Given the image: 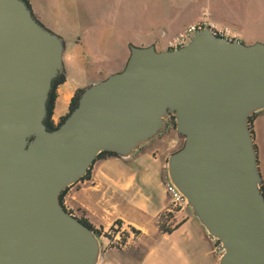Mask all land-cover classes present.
<instances>
[{
  "label": "water",
  "instance_id": "water-1",
  "mask_svg": "<svg viewBox=\"0 0 264 264\" xmlns=\"http://www.w3.org/2000/svg\"><path fill=\"white\" fill-rule=\"evenodd\" d=\"M65 49L26 0H0V264H101V237L59 196L99 153L131 159L170 115L184 142L166 158V180L218 264H264L263 180L251 130L264 111V43L203 28L179 48L129 44L123 69L83 87L50 130L47 101Z\"/></svg>",
  "mask_w": 264,
  "mask_h": 264
},
{
  "label": "crops",
  "instance_id": "crops-1",
  "mask_svg": "<svg viewBox=\"0 0 264 264\" xmlns=\"http://www.w3.org/2000/svg\"><path fill=\"white\" fill-rule=\"evenodd\" d=\"M26 1L40 23L52 30L57 28L42 0ZM201 18L203 15L193 17L188 23ZM207 19L215 26L226 27ZM172 34L173 32H162L159 38L165 39ZM144 43L145 45L141 46L154 45L158 50V28H155L154 35ZM65 44L67 46L66 42ZM123 55L124 51H121L114 59L121 70ZM67 60L69 59H66L65 54L64 64L68 62ZM110 74L111 72L94 81ZM87 85L89 84L84 82L68 83L66 79L57 87L51 117L54 124H58L68 113L75 92ZM251 122L258 166L264 185V111L257 113ZM147 146L149 145L144 146L129 160L114 156L97 160L90 178L75 183L65 193L64 207L76 217L85 218L102 232L109 231L116 221H121L122 231L130 232V228L139 231L137 235L131 233L128 241L132 240L133 244L125 249L118 251L110 248L103 251L101 264H218V256L214 253L212 241L189 212L183 213L184 209L176 211L175 220L182 221L177 229L171 234L159 232L157 219L161 213L168 210L170 203L165 190V161L173 145L171 142L160 147L159 142H156L151 149L146 150Z\"/></svg>",
  "mask_w": 264,
  "mask_h": 264
},
{
  "label": "rangeland",
  "instance_id": "rangeland-1",
  "mask_svg": "<svg viewBox=\"0 0 264 264\" xmlns=\"http://www.w3.org/2000/svg\"><path fill=\"white\" fill-rule=\"evenodd\" d=\"M42 1L57 27L48 29L67 43L65 54L69 60L64 64V71L68 83L91 84L110 72L120 71L115 57L124 51V67L129 44L145 45L144 41L154 35L155 28H158V50L167 49V40L186 25L199 20L188 23L199 15L228 27L242 42L264 43V0ZM162 32L173 34L161 39L159 34ZM152 145L145 149H151ZM183 213L188 214V210L184 209ZM176 214L173 213L174 217ZM127 233L128 237L132 236L131 232ZM128 237L121 239V245L102 237L103 251L125 249L133 244Z\"/></svg>",
  "mask_w": 264,
  "mask_h": 264
},
{
  "label": "trees",
  "instance_id": "trees-1",
  "mask_svg": "<svg viewBox=\"0 0 264 264\" xmlns=\"http://www.w3.org/2000/svg\"><path fill=\"white\" fill-rule=\"evenodd\" d=\"M65 80H66V75H65V71H63V73L58 78H56L53 81V83H52V89L50 91L49 98H48V101H47V116H46V119H45V124H46L47 128L50 129V130H53V129L57 128L59 126V124L68 115V113L76 106L78 97H79V95H80V93L82 91V88H81V89H78L75 92V94L71 98V101H70V104H69L68 113L64 117L61 118V120H60V122L58 124H54L53 121L51 120V117H52V114H53L54 104H55V100H56V97H57V87L60 84L64 83ZM254 116L251 118V121L253 120ZM110 156L117 157L116 154L113 153V152L103 151V152H101V153L98 154V156L94 160V163L97 160L104 159V158H107V157H110ZM92 168H93V165H92V167H90V169L87 171V173L80 179V181L86 180V179L90 178V174H91ZM69 188L70 187L65 188L61 192V194L59 196L60 202L62 203V205H63V196L65 195V193L68 191ZM262 191L264 193V185H262ZM77 218L83 224H85L86 226L94 229V231L99 236L101 235V232H102L101 229L95 228L92 224H90L85 218H83L81 216L80 217H77ZM181 222L182 221H176L175 220V217H174L173 213L163 212V213H161L159 215L156 224H157V228H158V230H159L160 233H163V234H171L175 229H177L180 226ZM120 228H121V221H116L114 223V226H112L109 229V231H107L104 234V236H106L109 240H111L113 238L114 234L120 230ZM130 232L133 233L134 235H137L139 233V231L136 230V229H134V228H130ZM128 235H129V233H127L125 231H122L121 232V239L122 240H125L128 237Z\"/></svg>",
  "mask_w": 264,
  "mask_h": 264
},
{
  "label": "built area",
  "instance_id": "built-area-1",
  "mask_svg": "<svg viewBox=\"0 0 264 264\" xmlns=\"http://www.w3.org/2000/svg\"><path fill=\"white\" fill-rule=\"evenodd\" d=\"M203 28H210L211 31L224 39L227 40H238L232 32L226 28V27H218L215 26L213 23H211L205 15L203 18L194 21L193 23L188 24L185 26L183 29L178 31L173 37L167 40L166 46L167 49H173V48H179L188 43L190 40L191 36L193 33L199 29ZM165 190L166 193L169 197V205H168V210H166L167 213H174L176 211H179L181 209H186V204L183 200V198L177 193V191L167 182L165 183ZM121 232L122 230L120 229L118 232H116L111 240L113 242H116V244L121 245ZM106 232H101L100 237L107 239V241H110L106 236H104ZM111 242V241H110ZM124 244V243H123Z\"/></svg>",
  "mask_w": 264,
  "mask_h": 264
},
{
  "label": "flooded vegetation",
  "instance_id": "flooded-vegetation-1",
  "mask_svg": "<svg viewBox=\"0 0 264 264\" xmlns=\"http://www.w3.org/2000/svg\"><path fill=\"white\" fill-rule=\"evenodd\" d=\"M174 121V116L170 115L166 122V128L163 130L161 135L152 140L148 145H154L156 142H159L160 147H163L167 146V144H170L172 142L173 149L170 150V153L179 149L184 142V137L176 132ZM156 150H158V148Z\"/></svg>",
  "mask_w": 264,
  "mask_h": 264
}]
</instances>
